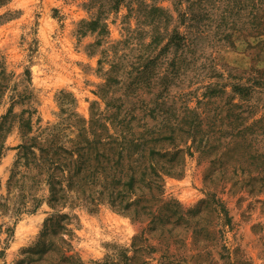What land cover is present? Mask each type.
Here are the masks:
<instances>
[{
  "label": "rangeland",
  "instance_id": "1",
  "mask_svg": "<svg viewBox=\"0 0 264 264\" xmlns=\"http://www.w3.org/2000/svg\"><path fill=\"white\" fill-rule=\"evenodd\" d=\"M113 3L0 0V264H264V0ZM171 128L117 197L87 141Z\"/></svg>",
  "mask_w": 264,
  "mask_h": 264
},
{
  "label": "trees",
  "instance_id": "2",
  "mask_svg": "<svg viewBox=\"0 0 264 264\" xmlns=\"http://www.w3.org/2000/svg\"><path fill=\"white\" fill-rule=\"evenodd\" d=\"M113 6L111 7L112 10L118 9V7L121 5L123 0H113ZM182 1V0H181ZM261 1V0H260ZM254 4V2H253ZM261 4V3H260ZM261 7L258 8L257 3L254 6L255 10V17L257 16L258 10H260ZM154 13L158 14H164L166 17L170 19V16L166 13L164 9L161 8H155L152 10ZM187 13L182 14V22H190V19H187ZM157 18V17H155ZM91 31L95 32V30L101 28L100 21H95L89 24ZM188 28H195V27H190L188 25ZM198 31V29H196ZM156 40H154L152 43H155ZM187 42L188 39L186 36L181 35L180 33H175L174 36L169 40V42L166 44L164 50H168L169 48L175 50V53L179 51V48H186L187 47ZM152 62V61H150ZM152 64V63H149ZM109 81V80H108ZM109 84V82H108ZM106 84V87L107 85ZM2 91V90H1ZM121 101L118 100L115 103L118 104ZM123 104L121 105H112V109H115L117 112L115 115H113L114 121H111V123H116V125H123V123L126 121L125 119H121L119 121L118 118H120V109ZM111 105L108 104V107ZM3 123L0 125V142L1 139L3 138V132H5V125L8 123V118L5 117L3 119ZM127 127V125H126ZM106 129V126H104ZM30 129V127H29ZM122 131L123 128L121 127ZM149 132V130H148ZM175 129L171 128L170 131H164L162 130L161 132H150V136L146 137L144 134L139 135V137H136L133 133L131 134V137L128 138L126 135H123L122 137H114V136H109L108 138H102L99 137L96 140L87 141V145H92L95 144L97 148L101 149L97 153L96 157L100 161L105 162V164H112V169L113 172L116 174L114 178V186L116 188H120L118 194L116 195L117 197H125L130 190H133L135 188V185L141 186L142 184L151 187L153 186V182L155 179H159L160 176L158 175L157 170L153 168L151 165L150 167H144L142 168V160L145 157V153L147 152L148 146L150 145H156L158 143L162 142H169L174 139V134H175ZM189 135L192 136V133H189ZM120 138V140H119ZM99 146V147H98ZM20 157L27 159V155L31 153L32 151V146H29L27 143L24 145L20 146ZM41 153H45L43 149H40ZM1 155V154H0ZM150 155H159L155 150L151 151ZM169 154H165L162 156H159L161 158L167 157ZM179 152L174 155H170V159L167 161L168 164H170L169 169L167 171V175H173V167L172 164L175 163L177 160L176 158L178 157ZM141 171V175H139V172ZM148 177L151 178L148 179ZM53 197V196H52ZM116 197V198H117ZM55 200V199H54ZM117 202V201H116ZM116 202L112 201V205L116 206L118 205ZM120 208H124V210H127L130 208V204H127L123 206L122 203H120Z\"/></svg>",
  "mask_w": 264,
  "mask_h": 264
}]
</instances>
